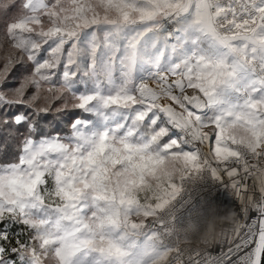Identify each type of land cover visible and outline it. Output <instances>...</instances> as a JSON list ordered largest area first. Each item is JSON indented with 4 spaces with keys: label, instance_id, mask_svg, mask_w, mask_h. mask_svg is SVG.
Segmentation results:
<instances>
[{
    "label": "snow or ice",
    "instance_id": "6c2138e0",
    "mask_svg": "<svg viewBox=\"0 0 264 264\" xmlns=\"http://www.w3.org/2000/svg\"><path fill=\"white\" fill-rule=\"evenodd\" d=\"M0 264H264V0H0Z\"/></svg>",
    "mask_w": 264,
    "mask_h": 264
},
{
    "label": "built area",
    "instance_id": "2783aa9c",
    "mask_svg": "<svg viewBox=\"0 0 264 264\" xmlns=\"http://www.w3.org/2000/svg\"><path fill=\"white\" fill-rule=\"evenodd\" d=\"M181 218L187 219L189 214L200 208H214L218 214L235 209L238 200L229 186L213 177L208 171L189 177L184 182V189L177 201Z\"/></svg>",
    "mask_w": 264,
    "mask_h": 264
},
{
    "label": "clouds",
    "instance_id": "9594fccd",
    "mask_svg": "<svg viewBox=\"0 0 264 264\" xmlns=\"http://www.w3.org/2000/svg\"><path fill=\"white\" fill-rule=\"evenodd\" d=\"M235 217V210L218 214L213 208L211 215L204 219H193L189 229V239L200 243L211 242L221 234L222 225Z\"/></svg>",
    "mask_w": 264,
    "mask_h": 264
}]
</instances>
